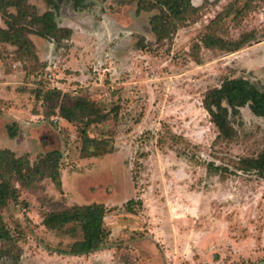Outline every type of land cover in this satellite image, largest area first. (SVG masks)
Segmentation results:
<instances>
[{
  "label": "rangeland",
  "instance_id": "rangeland-1",
  "mask_svg": "<svg viewBox=\"0 0 264 264\" xmlns=\"http://www.w3.org/2000/svg\"><path fill=\"white\" fill-rule=\"evenodd\" d=\"M136 2L27 0L70 36L26 31L27 48L0 41V148L31 166L59 150L61 182H13L18 198L0 206L10 235L0 240V264H264V179L238 168L264 150V116L240 107L234 137L222 139L202 104L228 76L264 90V0L237 17L225 10L240 2L192 0L198 10L166 40L151 32L154 11L137 12ZM0 27H8L1 15ZM250 30L256 38L236 51L203 43L209 31L231 40ZM54 89L59 97L41 96ZM63 94L94 102L92 120L106 115L87 127L105 152L81 150V123L58 115ZM92 202L104 204L109 230L93 251H70L82 238L78 224L41 223L51 210Z\"/></svg>",
  "mask_w": 264,
  "mask_h": 264
},
{
  "label": "trees",
  "instance_id": "trees-1",
  "mask_svg": "<svg viewBox=\"0 0 264 264\" xmlns=\"http://www.w3.org/2000/svg\"><path fill=\"white\" fill-rule=\"evenodd\" d=\"M240 2L235 6L229 4L225 10L228 16L234 13L237 17L245 10L253 6L255 0H234ZM74 5L83 7L85 0H73ZM13 6L17 13L8 12V8ZM136 11H154L149 17L148 23L151 32L157 40L172 39L176 30L187 23L191 16L196 13L198 6L192 3V0H137ZM0 15L4 17L7 28L0 27V41L10 42L14 45L26 46L30 42L25 32L30 31L49 37L58 42L70 36L71 30L66 27H60L54 20L51 10L38 15L28 9L27 0H0ZM28 19V20H27ZM219 21V20H218ZM256 38L253 30L242 32L236 39L224 40L215 36L211 31L203 37V43L206 48L218 47L225 51H236L245 44ZM199 62L198 56H195ZM45 99L59 97L60 91L50 90L41 94ZM203 107L209 114L211 122L218 130L217 137L222 139H232L234 137V127L231 117L240 112V107L247 105L250 111L258 116H264V90L257 87L250 80L243 77H225L218 87H212L206 91L202 99ZM94 102L83 98L75 97L73 101L68 100V96L63 94L60 105L58 106V115L72 123H81L79 133L82 140V151L90 153L91 146L97 147L99 140L91 138L87 134V127L93 121H103L107 117L102 114L95 119L89 118L88 112L92 110ZM88 117L85 121L82 117ZM14 131L10 128V135ZM106 142H102L95 154H101L106 151ZM59 150L49 151L41 164L31 166L25 156L16 157L9 149L0 148V206L7 199H17L18 191L14 185L15 180L23 183L37 179L49 177L60 187L58 158ZM42 165V166H41ZM209 169L225 170V168L208 164ZM238 168L245 171L254 170L262 179H264V150L256 156L243 157L238 160ZM134 199L126 201L125 207L132 209L131 204ZM140 203V200H137ZM106 208L104 204L92 202L89 204L74 203L71 206L59 210H51L44 214L42 224L50 229L59 228L67 223H76L80 226L82 238L76 240L71 245L72 253L81 254L93 251L103 245L109 235V230L104 226V215ZM10 235L4 225L0 222V240H9Z\"/></svg>",
  "mask_w": 264,
  "mask_h": 264
}]
</instances>
